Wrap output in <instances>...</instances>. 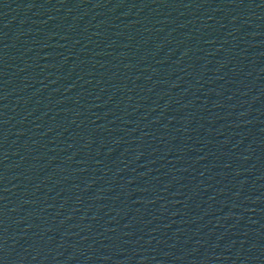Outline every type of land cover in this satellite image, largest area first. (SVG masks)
<instances>
[{
    "label": "water",
    "instance_id": "95a60500",
    "mask_svg": "<svg viewBox=\"0 0 264 264\" xmlns=\"http://www.w3.org/2000/svg\"><path fill=\"white\" fill-rule=\"evenodd\" d=\"M0 264H264V0H0Z\"/></svg>",
    "mask_w": 264,
    "mask_h": 264
}]
</instances>
